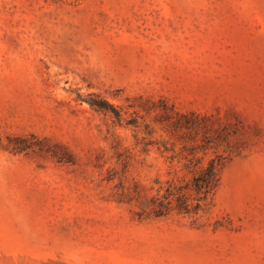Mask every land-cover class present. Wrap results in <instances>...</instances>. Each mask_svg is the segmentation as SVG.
Masks as SVG:
<instances>
[{"label": "rangeland", "instance_id": "rangeland-1", "mask_svg": "<svg viewBox=\"0 0 264 264\" xmlns=\"http://www.w3.org/2000/svg\"><path fill=\"white\" fill-rule=\"evenodd\" d=\"M0 264H264V0H0Z\"/></svg>", "mask_w": 264, "mask_h": 264}, {"label": "trees", "instance_id": "trees-1", "mask_svg": "<svg viewBox=\"0 0 264 264\" xmlns=\"http://www.w3.org/2000/svg\"><path fill=\"white\" fill-rule=\"evenodd\" d=\"M91 106L99 110H106V107L101 101L90 100ZM117 119L120 118L119 113L115 112ZM175 124H178L175 123ZM220 137H225L223 134H218ZM206 140L209 142V139ZM202 149L207 147L201 145ZM222 155L216 154L210 158L206 163L203 162L204 155L193 156L189 158V161L185 168L187 172L191 174L190 180L185 184H175L168 182L163 188L161 195L152 196L150 199L151 212L154 216H163L170 211L175 210L178 213H184L188 215H195L205 203L208 193L215 184V168L221 161Z\"/></svg>", "mask_w": 264, "mask_h": 264}]
</instances>
